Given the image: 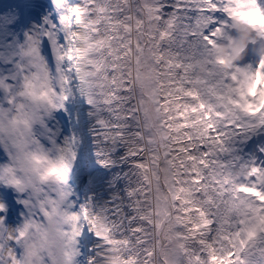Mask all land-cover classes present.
Instances as JSON below:
<instances>
[{
    "label": "snow or ice",
    "instance_id": "obj_1",
    "mask_svg": "<svg viewBox=\"0 0 264 264\" xmlns=\"http://www.w3.org/2000/svg\"><path fill=\"white\" fill-rule=\"evenodd\" d=\"M262 43L264 0H0V264H264Z\"/></svg>",
    "mask_w": 264,
    "mask_h": 264
},
{
    "label": "clouds",
    "instance_id": "obj_2",
    "mask_svg": "<svg viewBox=\"0 0 264 264\" xmlns=\"http://www.w3.org/2000/svg\"><path fill=\"white\" fill-rule=\"evenodd\" d=\"M259 22V21H258ZM253 38V33L251 31V29H245V28H241L240 33H239V46L236 49L235 55H234V59H243V57L240 55V51L243 49V47L246 46V42ZM257 53L260 52H264V43L260 44L259 47L256 49ZM217 53L224 58H228V50L221 45V47L219 49H217ZM230 62V61H229Z\"/></svg>",
    "mask_w": 264,
    "mask_h": 264
}]
</instances>
